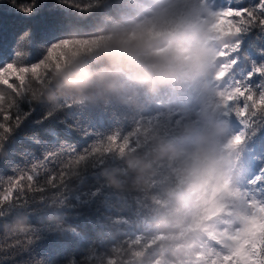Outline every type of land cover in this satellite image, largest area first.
Instances as JSON below:
<instances>
[{"label":"clouds","instance_id":"1","mask_svg":"<svg viewBox=\"0 0 264 264\" xmlns=\"http://www.w3.org/2000/svg\"><path fill=\"white\" fill-rule=\"evenodd\" d=\"M118 4L101 18L97 42L53 70L34 100L53 113L69 105L112 113L134 127L158 109L159 121L97 175L116 203L139 200L151 217L155 252L137 264H205L212 231L238 226L245 141L232 130L219 79L235 36L217 25L214 0Z\"/></svg>","mask_w":264,"mask_h":264},{"label":"trees","instance_id":"2","mask_svg":"<svg viewBox=\"0 0 264 264\" xmlns=\"http://www.w3.org/2000/svg\"><path fill=\"white\" fill-rule=\"evenodd\" d=\"M251 2L253 0H214L219 9ZM2 3L3 0H0ZM106 3L111 7L102 12L100 9L103 5H98L96 0H68L67 4L64 0H43L40 10L27 21L20 16L0 13V45L6 52L12 53L10 58L18 64L27 66L36 63L59 40L96 35L101 18L114 16L119 10L118 0H106ZM76 4L80 7H75ZM25 24L30 25V34H34L32 46L18 45L13 35ZM235 39L239 41V48L232 54V58L237 60L232 77L244 80L249 72L264 68V31L258 27L252 28ZM33 47L40 50L37 58H34ZM17 51L21 53L19 58L15 57ZM10 82L19 85L14 77ZM248 83L254 88L257 85L264 87V76L254 74ZM29 85L38 94L40 85L32 80L30 74L25 82L26 87ZM0 91L6 97V102L0 105L5 109L0 113V123L14 126L18 113H30L13 133L16 140L9 153L11 163H0V196L6 194L9 180L18 179L25 171L32 174V165H37L31 187L28 186L29 182L21 181L24 193L21 197L23 222L18 221L14 210L0 215V264H98L100 258L107 264L109 257L118 262L126 259L123 252L117 253L114 249L126 247V242L136 235H149L141 227L151 230V217L143 203L129 199L118 204L104 188L96 193L102 183L97 170L89 165L83 167L79 176H66L65 183L61 184L55 177L65 168L68 158L62 157L65 163L45 160V146L59 148L60 145H72L80 152L94 143L96 130L81 124L80 117L70 116L66 109L47 116L48 106L32 99L31 92H25L27 99H24L5 85H0ZM9 100L15 101L12 107L8 106ZM240 104H243L242 98ZM4 115H9L11 119L5 121ZM88 118L100 131L113 128L127 134L136 127L112 113H91ZM159 119L160 112L154 108L141 119L140 126L143 127L148 121L156 123ZM230 120L233 132L246 133L240 187L250 188L248 181L264 168V113H257L247 128L235 116ZM80 127L85 128L92 138L84 136ZM8 143L4 141L5 147ZM3 151L0 149V153ZM48 179H53L56 186L47 184ZM255 187L264 193V180ZM18 191L21 189H13V200Z\"/></svg>","mask_w":264,"mask_h":264},{"label":"snow or ice","instance_id":"3","mask_svg":"<svg viewBox=\"0 0 264 264\" xmlns=\"http://www.w3.org/2000/svg\"><path fill=\"white\" fill-rule=\"evenodd\" d=\"M43 0H3L0 4V13L3 15L20 16L23 21H27L34 16L36 11L42 7ZM67 4L68 0H64ZM98 5H103L100 11L110 8L111 5L106 3V0H96ZM79 8L80 5L76 4ZM91 7V5H89ZM21 14H23L21 16ZM217 25L228 33L238 37L242 32L258 27L264 31V0H253V2L239 6H226L219 9L217 13ZM30 25L25 24L24 27L13 35L17 38V44L24 46H32L34 34ZM99 39L96 35L88 36L87 38H66L52 44L47 49L43 59H38V62L30 65H21L10 58L11 52H6L4 47L0 45V85H5L24 99H27L25 92H31L32 99L37 95L30 85L25 86L26 78L30 74L32 80H35L40 86L47 81L49 74L53 70H58L63 64L67 63L72 57L79 56L83 52L89 50V47ZM239 41L235 39L234 45L227 49L223 54L225 63L224 71L219 74L221 87L225 90V102L228 106L227 115L235 116L247 128L250 126L251 119L257 113H264V87L257 85L255 88L248 83L253 79L254 74L264 76V68H256L247 74L244 80L232 77V70L237 63V60L232 58V54L237 52ZM34 58L40 55V50L33 47ZM21 53L17 51L15 57L19 58ZM19 82V85L10 82L12 78ZM243 99L241 106L240 100ZM6 102V97L3 91H0V105ZM15 104L14 100L8 101V106L12 107ZM68 114L72 117H80V123L86 124L96 130V138L94 143L78 152L72 145H60L59 148H49L45 146V160L58 163H65L62 157H67V163L64 169L57 173L55 178H58L61 184L65 183L66 176H79L83 167L89 165L97 170L104 165L106 160L114 158L115 154L123 153L133 144V137L140 132H146L152 122L148 121L143 127L138 123L134 131L122 134L119 130L106 128L100 131L96 124L89 118L88 114L82 111L75 110L70 105L66 106ZM5 109L0 107V113ZM30 113L17 114L15 117V125L0 123V149H4L0 153V163H11L9 153L12 150V145L15 143L16 137L13 133L20 127L23 119ZM53 112H48L47 116H52ZM4 120L11 119L9 115H4ZM40 122V121H38ZM78 127L80 125H77ZM80 131L84 136L89 138L91 134L83 127ZM238 138L246 141V133L241 131L238 133ZM35 139V137H29ZM4 141H9L5 147ZM37 165L33 164L31 168L32 174L27 171L23 172L18 179L9 180V187L5 190L4 195L0 196V215H4L8 210H14L17 214L19 222H23V213L21 211V197L24 195L21 181H27L31 187V182L34 180ZM97 174V171H96ZM54 178V179H55ZM264 180V168L260 169V174L254 179L248 181L250 188H241L239 192L240 207L233 209V214L238 216V226L230 230L217 228L212 231L204 245V251L200 254L204 259L205 264H264V193L256 189L259 181ZM47 184H54L53 179H48ZM20 188L17 192L15 200L11 198L13 189ZM103 185L96 189V193L102 192ZM90 193V194H96ZM88 195V194H86ZM143 231L149 232L147 236L136 235L130 241L126 242L125 246H120L114 249L115 252H123L126 259L117 261L109 257L107 264H137L140 258L149 260L155 252V245L158 237L152 235L151 230L141 227ZM145 253L148 255L145 256ZM67 259V257H66ZM98 264H104L103 258H100ZM155 264H160V260H156Z\"/></svg>","mask_w":264,"mask_h":264}]
</instances>
